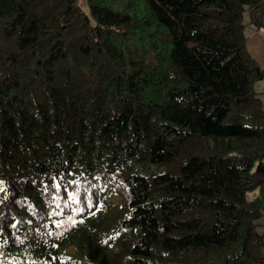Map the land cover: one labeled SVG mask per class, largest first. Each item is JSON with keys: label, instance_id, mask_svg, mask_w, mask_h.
Returning a JSON list of instances; mask_svg holds the SVG:
<instances>
[{"label": "trees", "instance_id": "obj_1", "mask_svg": "<svg viewBox=\"0 0 264 264\" xmlns=\"http://www.w3.org/2000/svg\"><path fill=\"white\" fill-rule=\"evenodd\" d=\"M87 1L0 0V264H264V0Z\"/></svg>", "mask_w": 264, "mask_h": 264}, {"label": "rangeland", "instance_id": "obj_2", "mask_svg": "<svg viewBox=\"0 0 264 264\" xmlns=\"http://www.w3.org/2000/svg\"><path fill=\"white\" fill-rule=\"evenodd\" d=\"M129 1H133L135 4V8L130 12L132 16H137L138 18H142L144 16V2L142 0H105V5L114 8V9H119L125 6V4ZM77 4L78 6L83 10V12L90 16V10H89V6H88V1L87 0H77ZM263 24H264V13H263ZM264 28V27H263ZM263 28H256L254 25L251 26H247L246 30H245V35L247 38H252L253 36H260V32L264 33V29ZM137 35H133L132 36V40L129 42V45L131 47L136 46L137 45ZM256 90L259 92L261 98H262V103H263V109H264V79L262 80V82H260L257 87ZM264 193V191H263ZM261 195V190L260 188H255L251 191H249L247 193V197L249 199H253L256 198L258 196ZM259 225L257 227V230L259 232H262L264 227L261 226V224H264V215L262 217H260L259 219ZM70 252H72L71 249H69Z\"/></svg>", "mask_w": 264, "mask_h": 264}, {"label": "crops", "instance_id": "obj_3", "mask_svg": "<svg viewBox=\"0 0 264 264\" xmlns=\"http://www.w3.org/2000/svg\"><path fill=\"white\" fill-rule=\"evenodd\" d=\"M246 47L251 57L255 59L260 66L264 67V33L260 32V36L257 35L252 38L246 37Z\"/></svg>", "mask_w": 264, "mask_h": 264}, {"label": "clouds", "instance_id": "obj_4", "mask_svg": "<svg viewBox=\"0 0 264 264\" xmlns=\"http://www.w3.org/2000/svg\"><path fill=\"white\" fill-rule=\"evenodd\" d=\"M260 196H261V195H260ZM260 196H259V197H260Z\"/></svg>", "mask_w": 264, "mask_h": 264}]
</instances>
